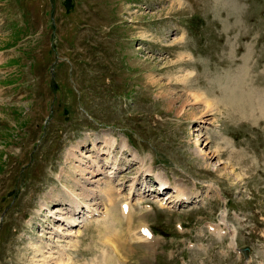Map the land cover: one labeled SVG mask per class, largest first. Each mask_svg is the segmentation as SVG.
<instances>
[{"label": "rangeland", "instance_id": "rangeland-1", "mask_svg": "<svg viewBox=\"0 0 264 264\" xmlns=\"http://www.w3.org/2000/svg\"><path fill=\"white\" fill-rule=\"evenodd\" d=\"M59 246L70 264H264V0H0V264Z\"/></svg>", "mask_w": 264, "mask_h": 264}, {"label": "bare ground", "instance_id": "bare-ground-1", "mask_svg": "<svg viewBox=\"0 0 264 264\" xmlns=\"http://www.w3.org/2000/svg\"><path fill=\"white\" fill-rule=\"evenodd\" d=\"M199 96H197V97H194V100H195V103L197 102H199ZM230 100V99H229ZM207 104V107H208V111L209 112H211V111H213L214 109H215V106L217 105L215 102H212V101H209V102H206ZM213 103V104H212ZM230 104V103H229ZM236 108V107H235ZM205 114H207V112H205ZM111 147H113L114 146V143H110L109 144ZM75 154V153H74ZM82 169V168H81ZM98 171L100 172L101 171V169L99 168L98 169ZM112 173H113V175H112ZM111 173V177H110V179H114L116 176H117V173L118 172H112ZM93 174H94V172H93ZM96 175V174H95ZM157 180H158V182L160 183L159 184V186H161V189L163 188H165L166 187V185H168L167 184V182L165 181V180H163V178L162 177H160V176H157ZM135 183H136V179H134V181H133V183L131 184V190H130V196H132V194L134 195V192H133V190H135ZM64 193H69L68 195H69V197H70V200L72 201V205H75L76 207H75V209H77V213L76 214H79V213H81V209L82 208H80V206L82 205V203H81V199L79 198V196L77 195V194H75V192L73 191V190H70L69 189V187H67L66 185H64ZM112 189L113 188H111V186L110 185H108V187L106 188V189H103V190H100V192L101 193H103V194H105V197H106V200H107V202L109 203V207L110 206H112V208H113V206H115V203L117 202L116 201V198L114 197V192L112 191ZM130 189V188H129ZM160 189V190H161ZM175 190H176V199H174V200H176L177 202H188V201H190V199L192 198V197H190L188 194H186V193H183V192H185V191H182L181 190V186H180V188H177V187H175ZM59 199V198H58ZM57 199V200H58ZM129 199V198H128ZM139 201H141V199L139 200ZM174 202V201H173ZM70 205V204H69ZM122 205H125L126 207H127V209H125L126 210V213H123L122 212V214L123 215H121L123 218H125V219H127V220H129V221H131V218H133L134 217V215H135V208H134V206L135 205H133L129 200H128V202H124ZM121 205V206H122ZM85 207H88L87 209H85L86 211H87V213H93L94 211H96L94 208H92V206L91 205H86ZM111 208V207H110ZM83 210V209H82ZM143 210V209H142ZM121 211H122V209H121ZM141 212V211H140ZM139 211L137 212L138 214H141L142 215V217H143V215L144 214H146V213H144V212H142V213H140ZM136 213V214H137ZM106 214V215H105ZM108 213H103V215H102V218H101V220H97V221H104V220H107V219H109L110 218V213H109V216L107 215ZM93 215H95V213L93 214ZM225 216V213H224V215H223V217ZM141 217V218H142ZM111 218H113V217H111ZM140 219V218H139ZM142 220V219H141ZM66 221H69L68 223L70 224V225H72V226H74L75 225V221L74 220H66ZM65 221V222H66ZM114 221H116L115 219H114ZM113 223V222H112ZM142 223V222H141ZM139 227H141V229H139L140 231H139V233L137 234L138 236L137 237H142L143 236V239H144V237H146L147 236V238L149 237V238H152V239H154V237H155V235H153L152 234V231H151V229L149 228V226L148 225H146L145 226V224H143L142 226H139ZM149 228V229H148ZM71 236H72V234H70ZM136 237V238H137ZM148 238V239H149ZM146 240V241H149V240ZM145 241V242H146ZM151 241V240H150ZM153 241V240H152ZM143 242V241H142ZM114 244V243H113ZM123 244V243H122ZM47 245V244H46ZM124 245V244H123ZM32 246V245H31ZM33 248H34V250H36V252L37 253H40V252H42V248L40 247V246H32ZM48 247V246H47ZM60 247V246H59ZM72 247H74V246H72ZM117 247V246H116ZM60 248H64V247H60ZM66 248V247H65ZM63 249L61 252H63V254L62 255H60V256H55L57 253H58V251H55V252H49L50 254L48 255V256H45V258H43V259H45V261L42 263V264H51L52 262H53V264H70L71 263V261L70 260H68V259H66V257H69L70 255H69V253H68V250H66V249ZM44 249V248H43ZM117 249V248H116ZM49 251H50V249H49ZM66 255V256H65ZM73 258V257H72ZM46 260L48 261V262H46ZM40 262V261H39ZM39 264V263H38Z\"/></svg>", "mask_w": 264, "mask_h": 264}]
</instances>
